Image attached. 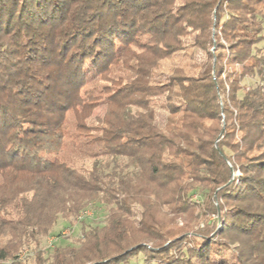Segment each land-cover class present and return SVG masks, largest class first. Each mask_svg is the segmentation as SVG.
Here are the masks:
<instances>
[{
  "label": "trees",
  "instance_id": "1",
  "mask_svg": "<svg viewBox=\"0 0 264 264\" xmlns=\"http://www.w3.org/2000/svg\"><path fill=\"white\" fill-rule=\"evenodd\" d=\"M140 254L264 264V0H0V264Z\"/></svg>",
  "mask_w": 264,
  "mask_h": 264
},
{
  "label": "rangeland",
  "instance_id": "2",
  "mask_svg": "<svg viewBox=\"0 0 264 264\" xmlns=\"http://www.w3.org/2000/svg\"><path fill=\"white\" fill-rule=\"evenodd\" d=\"M177 4H178V6L181 5V1H178ZM214 13H215V11H214ZM198 19L199 18L197 16H193L189 20V26L197 23ZM213 30L215 31V27H213ZM190 39H192V37L188 36L186 40L189 42ZM222 42L226 46L228 52L232 56L233 52L229 50L228 43L224 39H222ZM211 50H212V52H215V47H213ZM194 61L198 65H202L206 61V55H205V52L202 49H195ZM235 68H239V66L236 65V67H235V65H230V64H225L224 65V70L228 69V72H232ZM243 83L246 85L247 88H249L251 85H256L257 83H259V80L258 79L247 78V79H245L243 81ZM164 97H165V95H160L159 97H156V100L157 101L158 100H164ZM222 97H223V94L220 95V99L221 100L223 99ZM221 104H222V102H221ZM85 109L88 112H90L93 115V117H95V116L103 115L104 110H105V106L103 104H91V105L86 106ZM166 115H167L166 111H164L163 109H157V116H156L157 123L160 124V125H163L165 123ZM88 122L90 124H92L94 121H93V119H89ZM237 175H240L239 171H237ZM193 200L195 202H197L198 204L201 202L200 199L197 197V195L193 196ZM90 210H91L92 214L90 216H87V217L84 218L86 222L97 224V223H100L101 221L104 220V218L106 216V211L103 208H100V207H97V206H92L90 208ZM139 218H140L139 215H137L136 219L139 220ZM217 218H218V223H217L218 226H217V228L219 229L222 226V218H221L220 212L218 213V217ZM203 219H205V220H213V219H215V216L214 215H210V216L208 215V216H205ZM72 223L73 224H70L65 219H60L58 221L57 225L54 228L55 232H54L53 236H57V234L59 232L60 233L62 232L65 235H64V238H60L59 239V242H61V243L62 242L75 243L79 238L82 237V225H81V223L76 222L73 218H72ZM49 238L46 239L45 245L42 248L46 247V245L49 242L48 241ZM146 245H147V247L150 250H152V243H146ZM33 254H34V252H30V251H27V252L23 253L22 256H21L22 261L24 260V258L26 256L30 255L29 257H31V255L33 256ZM6 264H8V262ZM120 264H148V263L143 261V255L140 254L138 260H133L130 263H120Z\"/></svg>",
  "mask_w": 264,
  "mask_h": 264
},
{
  "label": "built area",
  "instance_id": "3",
  "mask_svg": "<svg viewBox=\"0 0 264 264\" xmlns=\"http://www.w3.org/2000/svg\"><path fill=\"white\" fill-rule=\"evenodd\" d=\"M92 213H91V210H86V211H84V212H82L81 214H80V216H79V218H84V217H86V216H90ZM55 240V237H50L49 238V242H48V245H52V243H53V241Z\"/></svg>",
  "mask_w": 264,
  "mask_h": 264
}]
</instances>
